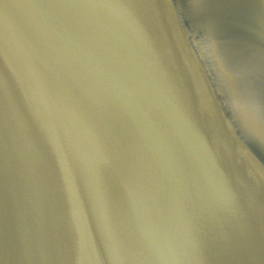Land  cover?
Segmentation results:
<instances>
[{
	"label": "water",
	"instance_id": "obj_1",
	"mask_svg": "<svg viewBox=\"0 0 264 264\" xmlns=\"http://www.w3.org/2000/svg\"><path fill=\"white\" fill-rule=\"evenodd\" d=\"M0 264H264V0H0Z\"/></svg>",
	"mask_w": 264,
	"mask_h": 264
}]
</instances>
